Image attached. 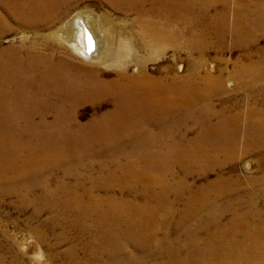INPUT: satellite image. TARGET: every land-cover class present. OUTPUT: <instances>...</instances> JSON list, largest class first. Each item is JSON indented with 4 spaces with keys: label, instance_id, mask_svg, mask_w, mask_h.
<instances>
[{
    "label": "bare ground",
    "instance_id": "obj_1",
    "mask_svg": "<svg viewBox=\"0 0 264 264\" xmlns=\"http://www.w3.org/2000/svg\"><path fill=\"white\" fill-rule=\"evenodd\" d=\"M17 1L0 0V35L15 32L19 27L50 29L56 25L59 18L55 13L56 7L47 6L30 13L19 14L16 13ZM151 1L169 3L174 11H179L182 5L193 4L196 10L198 9V12L195 11L193 14L199 19L211 11L215 4L219 10H222L221 14H217L221 25L204 24L198 19L197 24L187 26L188 35L194 32L195 24L196 27L203 28L200 34V41H203V44L192 45V49L189 50L191 52L206 51L214 43L212 38H215L218 43L217 50L222 51L225 49L224 44L228 37L234 38L233 48L245 49L255 45L261 35L264 36V0ZM23 8L27 10V5H23ZM182 16L178 15L176 21L181 22ZM230 20L233 21L232 26H230ZM94 21H96L95 18L86 12H77L60 28L47 34L46 40L51 42L50 51L56 52L55 45L58 44L56 42L61 40L72 46L79 57L94 61L96 65L107 66V63L120 62L125 54L132 50L129 45L130 39L118 36L115 41L105 40L95 31ZM33 24L36 26L32 27ZM155 27L158 26L147 25L145 26L147 29H143L142 35L149 41L146 44H140L142 49L148 48L156 41L159 42L160 36L154 32ZM163 30L166 31V29ZM113 34H117L114 29ZM182 35L179 34L177 37ZM165 38H170L168 33ZM27 47L31 50L29 51L31 54H37L32 51L34 44ZM12 51L19 52L16 48ZM21 52H24V49ZM144 62V60L136 59L137 64L142 65ZM180 62L181 59H176L169 70H164V67L161 70L166 74L165 76L183 75ZM189 65L191 70L181 79L160 77L155 80L157 87L163 83L160 93L156 87L151 90L143 88V84L149 81L145 80L148 76L144 72L139 73V79L137 78L134 83L123 71H119L120 74L115 81H99L95 75L97 80L92 79L93 81L104 84L111 90L127 91L122 100L130 99L138 103L132 105L129 101L121 102H128V116L116 107L105 111L96 120H110L109 124L97 127L96 132H103V134L87 142H93V145L97 147L119 148L121 152L130 148H144L147 138L144 141H131L128 137L150 135L153 133L151 127L161 128V123L163 133L168 132L171 129L170 125L164 126L163 122L178 118L183 112L188 114L193 112L201 114L210 123L202 127L194 122L196 125L194 127L202 129V134H210L212 130H217L232 137V141L213 145L201 136L191 139H172L166 142L160 139L149 141L153 143L150 145L157 149H163L165 146L167 148L165 150H170L171 155H174L183 167L194 163L197 166L196 170L199 171L204 166L202 175L205 181L209 179V173L219 167V164L236 162L240 158L239 155L254 152L253 148L257 149V145L241 140L237 133L244 125L246 130L261 131L263 114L256 109L255 104L247 111L236 109L232 113L231 110L236 108L238 101L230 98L235 96L234 91L237 94L239 89L252 86V83L264 82V57L256 63L239 64L230 73V77L235 81L233 89L227 88L225 76L221 72L215 75L208 71L211 75L201 76L195 70L197 67L193 63ZM134 70L139 71V67L136 66ZM85 71L94 73L92 69H85ZM221 95L229 96V100L224 101L221 107L217 108L212 101ZM144 101L146 103H141ZM112 105L113 102L108 106ZM37 114L41 120L35 124V127L44 132L42 136L47 138L44 142L48 143V146H42L41 140H36L29 147L22 146L20 142V148L23 151L16 149L11 159H4L9 163L7 166L0 162V184L6 182L15 184L21 181H29L32 184L41 176L51 177L56 168L62 167L66 168V173L63 174L64 181L71 180V183L65 184L62 194L56 195L51 190L44 192L41 196L44 205L41 206L37 200L34 205L36 213L34 218L46 210L53 217L55 205L65 199L63 209L76 215L74 221H71V226H85V231L97 230L98 232L93 236L94 244L104 245V254L110 258L109 264H264V208L260 204L257 189H262L264 196V178L242 179L217 174L218 179L194 187L184 177L169 179L175 169H165L157 164L153 160L155 159L153 154L134 157L128 152L119 153L116 156L98 157L99 162H95H98L99 170L92 172V167H89L85 169L86 173H82L78 170L79 165L86 162L92 163H89L87 158H75L68 152L62 153L59 148L65 151V145L54 144L57 141H51L48 133L49 128L55 130L58 125L48 123V117H45L47 113ZM250 121L252 124H249ZM194 127H189L188 131L192 132ZM86 128L89 129V127ZM17 130L14 128L10 131L13 138L18 137L16 140L21 139V133H17ZM241 141L246 143L244 150H238L237 144ZM18 152L22 154L19 155ZM217 157H222L221 163L216 161ZM137 165L139 168L136 167ZM186 168L187 175L193 171ZM9 173L12 175L10 176ZM87 181L90 185L85 186L84 182ZM111 184H117V188ZM23 186L28 190L32 189L29 185L23 184ZM116 190L120 192L119 196L112 193ZM125 191L134 194L133 198L121 197ZM226 193L242 195L241 197L250 194V197L244 205L232 203L228 206L225 212L231 211L229 216L221 209L217 214L205 218L203 213H198L206 212L208 209L209 203L205 204L203 197L217 200ZM68 196L71 197L66 198ZM184 196L188 198L187 201H184ZM45 198L48 201H44ZM44 223L47 226L51 225L49 221ZM194 223L198 225L192 226ZM62 235L64 234L59 235V239H63ZM178 240L183 242L181 247L174 246L177 245ZM39 241L44 243L45 238L41 236ZM126 248L137 250L141 254L136 251L137 255L128 256ZM73 257L75 259L70 260L72 264H91V258L83 262L80 259L78 262L79 258ZM96 258L92 257L93 262L99 260ZM243 259L244 262H241Z\"/></svg>",
    "mask_w": 264,
    "mask_h": 264
},
{
    "label": "rangeland",
    "instance_id": "obj_2",
    "mask_svg": "<svg viewBox=\"0 0 264 264\" xmlns=\"http://www.w3.org/2000/svg\"><path fill=\"white\" fill-rule=\"evenodd\" d=\"M185 1L190 2L191 0ZM17 2L16 13L26 14L35 9L54 6L56 7L55 13L59 18L54 25L55 18L54 26L50 29L19 27L15 32L0 35V162L5 166L9 164L5 160L11 159L13 152L16 153V149L23 151L20 148V142L22 146L29 147L36 140H41L42 146H48V143L44 142L47 141V138L42 136L44 132L35 127V124L41 120L37 113H47L45 117H48V123L58 125L55 130L48 129L50 140L57 141L54 143L57 146L62 143L65 145V151L59 148L62 153L68 152L71 157L75 158H87L89 163H92L86 162L79 165L78 170L82 173H86L85 169L89 167H92V172H97L100 160L98 157L116 156L119 153L128 152L132 153L130 155L134 157L153 154L155 157L153 160L157 164L165 169H175L169 179L184 177L194 187L218 179L217 174L242 179L264 178V82L252 83V86L239 89L237 94L234 91L235 96L230 98L238 101L236 108L231 110L232 113L236 109L247 111L255 104L256 109L263 114L261 131L246 130L244 125L237 133L241 140L250 141L251 144L255 143L257 149L253 148L254 152L239 155L240 158L236 162L219 164V167L209 173V179L206 181L202 175L205 170H202L205 168L204 166L201 167L200 172L196 170L197 166L194 163H191V166L183 167L182 163L180 164L178 159L171 155L170 150H165L167 149L165 146L163 149H157L150 145L153 143H149V141L160 139L166 142L172 139H191L201 136H204L202 138L207 139L213 145L232 141V137L224 135L223 132H217V130H212L210 134H202V129L194 127L196 126L194 122L202 127L210 123L198 113L183 112L178 118L167 119L163 122L164 126L170 125L174 132L170 129L163 133L161 123V128L159 126L158 129L151 127L153 133L150 135L128 137L131 141H144L147 138L144 148H130L121 152L119 148L97 147L93 145V142H87L103 134V132H96L97 127L109 124L110 120H96L105 111L116 107L118 110L121 109L125 116H128L129 104L121 102L129 101L132 105L138 103L130 101V99L122 100V97L128 93L127 91L111 90L106 85L99 84L92 79L97 80L98 77L99 81H115L120 74L119 71H123L134 83L139 77V73L144 72L148 76V79L145 80L149 81L143 84V88L151 90L156 87L160 93L163 83L157 87L155 80L160 77L181 79L189 73L191 70L189 64L193 63L197 67L195 70L201 76L211 75L208 71L215 75L221 72L225 76L227 88L233 89L235 81L230 77V73L239 64L256 63L264 57V36L261 35L255 45L245 49L233 48L234 38L228 37L224 44L225 49L222 51L217 50L218 43L215 38H212L214 43L206 51L193 50L191 52L189 50L192 49V45L203 44V41H200L203 28L202 26L196 27L199 21L204 24H222L217 16L218 13L221 14L222 10H219L216 4L212 6L211 11L199 19L193 14L195 11L198 12L193 4L182 5L179 11H174L173 6L169 3L151 0H18ZM23 5H27V10L23 8ZM79 11H84L95 18L94 29L105 40L115 41L118 36L130 39L129 45L132 48L130 53L125 54V57L118 63L112 62L107 63V66H101L96 65L94 61L79 57L72 46L61 40L56 42L58 43L55 45L57 51L51 52V42L46 40L47 34L60 28ZM200 11L202 13V10ZM178 15H183L181 22L176 21ZM194 23H196L195 30L188 35L186 28ZM232 23L233 21L230 20V26ZM147 25L158 26L155 27L154 32L160 36V40L148 48L142 49L140 44H146L149 41L142 35V31L147 29L145 28ZM34 26L36 24L32 25V27ZM113 29L117 34H113ZM167 33L170 38H165ZM179 34L183 35L177 37ZM193 42L198 43L192 44ZM31 44H34L32 51L37 54L29 52L31 50L27 46H31ZM11 45L13 48L8 47ZM14 48L19 52L12 51ZM23 49L24 52H21ZM136 59L145 62L142 65L137 64ZM176 59H181L183 75L169 74V76H165L166 74L161 68L169 70ZM136 66L139 67V71L134 70ZM85 69H92L94 73H87ZM226 100H229V96L221 95L213 100L212 104L220 108ZM112 102L113 105L109 107L108 105ZM141 103H146V101ZM249 124L252 122L250 121ZM189 127H194L192 132L188 131ZM14 128L18 129L17 133H21V139L13 138L10 131H13ZM245 144L243 141L239 142L238 150H244ZM20 152H18L19 155L22 154ZM217 159L218 163L222 162V157H217ZM136 167L139 168V165ZM185 168L193 171L187 175ZM53 172L51 177L49 175L41 176L32 184L29 181H21L24 185H29L31 190L26 189L21 182L0 184V264H72L70 260L74 258L73 256L79 258L78 262L80 259L83 262L85 259L91 258V264H109L110 258L104 254V245L94 244L93 236L98 231L93 229L85 231V226H71V221H74L76 215L63 209L65 199L55 205L53 217L46 210L34 218L36 214L34 205L37 200L41 206L44 205L41 197L44 192L51 190L56 195L62 194L64 187L71 183V180L64 181L65 167L56 168ZM9 175L11 176L12 173ZM87 182H84L85 186L90 185V182ZM111 186L117 188V184H111ZM257 189L260 204L264 208L262 189ZM112 193L119 196L120 192L116 190ZM133 196L134 194L126 193V191L121 194V197L125 198H133ZM241 196L226 193L218 197L217 200L203 197L204 203H209L208 209L206 212L198 213H203L205 215L203 218H205L217 214L220 209L225 212L232 203L244 205L250 194ZM183 199L184 201L188 200L185 196ZM44 201H48V199L45 198ZM225 213L229 216L231 211ZM47 221L51 225L47 226L44 223ZM197 225L192 224L195 227ZM61 234H64L62 235L63 239H59ZM41 236L45 238L44 243L39 241ZM182 244V240H178L177 245H173L181 247ZM126 251L128 256L137 255L138 252L129 248H126ZM95 253L96 255H94ZM138 254L141 253L138 252ZM92 257H97L96 259L99 260L93 262ZM244 259L241 262H244Z\"/></svg>",
    "mask_w": 264,
    "mask_h": 264
}]
</instances>
